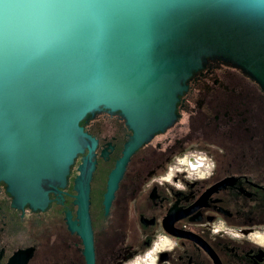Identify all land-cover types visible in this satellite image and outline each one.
Wrapping results in <instances>:
<instances>
[{
    "label": "flooded vegetation",
    "instance_id": "obj_1",
    "mask_svg": "<svg viewBox=\"0 0 264 264\" xmlns=\"http://www.w3.org/2000/svg\"><path fill=\"white\" fill-rule=\"evenodd\" d=\"M175 113L111 183L134 131L104 107L80 122L92 153L64 185L45 184V204L1 181L0 264H264V91L208 59ZM85 159L94 167L77 180Z\"/></svg>",
    "mask_w": 264,
    "mask_h": 264
},
{
    "label": "water",
    "instance_id": "obj_2",
    "mask_svg": "<svg viewBox=\"0 0 264 264\" xmlns=\"http://www.w3.org/2000/svg\"><path fill=\"white\" fill-rule=\"evenodd\" d=\"M208 59L264 91V0H0V182L45 204V184L92 153L80 122L101 107L134 131L113 182Z\"/></svg>",
    "mask_w": 264,
    "mask_h": 264
},
{
    "label": "built area",
    "instance_id": "obj_3",
    "mask_svg": "<svg viewBox=\"0 0 264 264\" xmlns=\"http://www.w3.org/2000/svg\"><path fill=\"white\" fill-rule=\"evenodd\" d=\"M196 160H197V162H199L200 164H205V165H208V162H205L206 160V158L205 157H196L195 158Z\"/></svg>",
    "mask_w": 264,
    "mask_h": 264
},
{
    "label": "rangeland",
    "instance_id": "obj_4",
    "mask_svg": "<svg viewBox=\"0 0 264 264\" xmlns=\"http://www.w3.org/2000/svg\"><path fill=\"white\" fill-rule=\"evenodd\" d=\"M201 156L207 158L205 162H208V164L210 163L209 158L207 156H205V155H201Z\"/></svg>",
    "mask_w": 264,
    "mask_h": 264
}]
</instances>
